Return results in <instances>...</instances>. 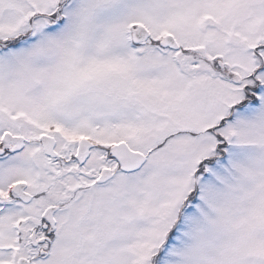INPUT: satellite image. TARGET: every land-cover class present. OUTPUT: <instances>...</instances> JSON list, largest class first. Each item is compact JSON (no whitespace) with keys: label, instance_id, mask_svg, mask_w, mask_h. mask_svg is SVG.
<instances>
[{"label":"snow or ice","instance_id":"1","mask_svg":"<svg viewBox=\"0 0 264 264\" xmlns=\"http://www.w3.org/2000/svg\"><path fill=\"white\" fill-rule=\"evenodd\" d=\"M0 264H264V0H0Z\"/></svg>","mask_w":264,"mask_h":264}]
</instances>
